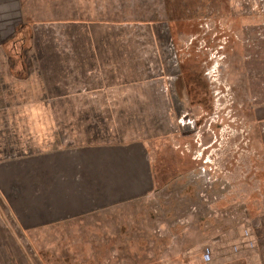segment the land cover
<instances>
[{"label":"rangeland","instance_id":"obj_1","mask_svg":"<svg viewBox=\"0 0 264 264\" xmlns=\"http://www.w3.org/2000/svg\"><path fill=\"white\" fill-rule=\"evenodd\" d=\"M129 4L141 5L142 21L101 32L100 46L112 35L108 46L121 48L101 60L103 70L78 72H98L107 84L114 73L119 95L72 101L59 116L50 109L0 116V163L140 134L150 155L143 190L104 212L37 229L16 221L1 196L4 225L31 264H264V0H124L122 7ZM59 39L64 73L78 45ZM129 87L141 99L121 100Z\"/></svg>","mask_w":264,"mask_h":264},{"label":"crops","instance_id":"obj_2","mask_svg":"<svg viewBox=\"0 0 264 264\" xmlns=\"http://www.w3.org/2000/svg\"><path fill=\"white\" fill-rule=\"evenodd\" d=\"M112 1L111 9L104 10L102 1L97 0H0L1 117H35L45 109L59 116L62 110L73 107L72 101L84 100L92 105L108 100L111 92L114 98L119 95V79L114 73L109 84L98 72V76L78 74L92 67L103 70L101 60L112 59L108 55L121 48L108 46L112 35L101 40L106 46H100L101 32L123 31L128 28L126 22L132 24L130 27L142 21L140 4H129L132 10L128 11L122 7L124 0ZM61 35L68 36V41L75 38L74 47L78 45L73 52L76 63L69 59V70L64 73L59 55L64 47L58 40ZM52 38L53 45L49 43ZM49 56L52 59L47 61ZM106 66L114 68L110 63ZM74 85L78 87L73 92ZM131 88L129 93H121V100L141 99L142 95L136 96ZM116 137L118 140L111 142H71L47 153L39 151L19 163L14 156L0 163V173L6 177L0 181V197L7 198L13 218L22 225L34 222L26 229L44 228L104 212L108 206L136 198L143 190L142 181L149 177L150 155L140 134L137 139L136 134L134 138ZM19 168L24 170V177L14 175ZM6 222L0 215V264H31L18 251L21 240L9 232Z\"/></svg>","mask_w":264,"mask_h":264}]
</instances>
